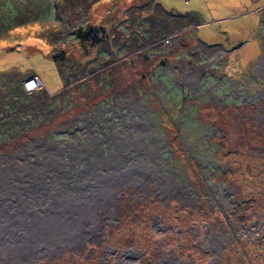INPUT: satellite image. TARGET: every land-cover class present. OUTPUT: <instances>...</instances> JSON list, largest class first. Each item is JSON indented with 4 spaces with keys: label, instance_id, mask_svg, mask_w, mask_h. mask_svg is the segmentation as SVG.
<instances>
[{
    "label": "rangeland",
    "instance_id": "1",
    "mask_svg": "<svg viewBox=\"0 0 264 264\" xmlns=\"http://www.w3.org/2000/svg\"><path fill=\"white\" fill-rule=\"evenodd\" d=\"M7 1L0 0V70L34 72L42 83L33 88L39 94L25 97L21 111L23 128H35L0 154L3 264H13L15 248L23 264H92L101 258L99 264H117L107 251L130 248L124 244L133 236L138 238L137 247L131 246L136 258L127 263L264 264V217L258 216L249 231L245 228L250 226L230 220L234 203L239 215L246 214L245 221L251 219L252 200L254 210H264V0H156L176 13L197 9L205 16L196 25L188 16L173 15L188 24L159 39L149 37L144 30L149 21H141L159 13L155 0H92L81 5L91 7L89 15L77 1L56 0L55 13L67 9L70 25L77 20L92 27L107 24L116 32L108 47L89 50L81 49L73 35L62 36L65 43L59 41L58 47L71 56V86L44 39V33L48 40L55 37L53 20L6 30L10 23L1 24L11 16L5 17L2 7ZM11 9L8 5L7 11ZM77 74L86 77L76 80ZM138 126L155 143V159L167 160L169 176L187 174L202 185L200 203L180 190L181 206L189 202L200 210L209 192L214 198L205 204L208 213H195L189 221V204L176 209L174 199L171 208L164 206L170 195L168 178H162L157 194L163 204L146 201L141 183L138 189L131 186L133 178H147L146 167L143 162L139 169L128 167L127 138L119 133ZM111 132L117 135L111 137ZM152 183L147 187L151 195ZM124 188L128 195L121 199ZM110 200L120 213L101 224ZM216 204L231 213L228 221L223 218V257L212 251L217 246L213 236L205 243L211 251L199 257L195 250L198 257H190L184 251H193L188 244L192 241L194 247L196 238L187 234V226L194 220L213 221L219 212L210 208ZM148 208H160L165 230L151 228ZM179 226L186 231L178 240Z\"/></svg>",
    "mask_w": 264,
    "mask_h": 264
},
{
    "label": "trees",
    "instance_id": "2",
    "mask_svg": "<svg viewBox=\"0 0 264 264\" xmlns=\"http://www.w3.org/2000/svg\"><path fill=\"white\" fill-rule=\"evenodd\" d=\"M55 1L56 0H10V3L7 1L2 5V7L5 6V17L9 14H11V16L7 19L4 18L1 25L6 27L5 24L10 23L9 26L6 27V30L10 31L23 25L33 23L44 24L46 22V18L52 19L53 22H51V29L52 34H54L55 37H51L50 35V40H48L44 33V39H46L47 43L53 46V49L55 50V52L52 53V59L55 61L62 77L65 76L63 79L66 82V86H71L73 80H75V76L72 74L73 68L69 67L68 63L72 59L71 56L66 54V50L62 46L58 47L62 36L66 34L73 35L74 41L77 42L81 49L85 48L86 50H89L94 47L99 49H102V47H108L110 34L112 33L115 36L116 32L109 31L107 28L109 26L107 24L92 27L87 24L84 25L82 21L77 20L76 23L74 22L70 25L71 18L69 11L67 9L64 11L57 9L56 14V5L54 4ZM75 1L80 4L82 13L87 11V14H90L91 7L81 5L83 3L88 4L92 0H71L70 4H73ZM152 1L154 2V0ZM153 2L151 4H153ZM94 4L95 3L92 5ZM8 5H12V9L9 12L7 11ZM135 5L138 7V4ZM158 8L159 13L155 14V16L151 13L141 19L142 23H145L146 19L149 21L147 26L149 29L146 30V25L141 26V28L144 27L145 29H143L150 34L149 37L155 36V39H159L167 34L173 33L174 31L183 29L184 26L188 24L183 23V19L176 20V17L173 16L181 15L183 18H186L185 14L168 10L160 2L155 0V12L158 11ZM52 14L56 15H54L53 18H50L52 17ZM20 15H22L25 19L20 20L18 17L15 18V16ZM138 17L139 15L137 18ZM45 25L50 26V23H46ZM43 29H45L44 26ZM64 43V40L60 42V44ZM62 63L66 66L64 67ZM77 71L78 70H76V73ZM29 73L33 74L29 76ZM33 75L34 72H24L17 67H13L7 71L0 70V154L12 145L18 144L22 137H25L33 128H35L33 127L26 131L23 128L25 123L21 116L25 97L31 94L34 96L35 93L38 92H34L33 89L28 90L25 86V81L30 77H33ZM81 77L86 76H80V74H77L76 80ZM42 97L43 95L39 98Z\"/></svg>",
    "mask_w": 264,
    "mask_h": 264
},
{
    "label": "flooded vegetation",
    "instance_id": "3",
    "mask_svg": "<svg viewBox=\"0 0 264 264\" xmlns=\"http://www.w3.org/2000/svg\"><path fill=\"white\" fill-rule=\"evenodd\" d=\"M191 21L195 22L194 20L191 19ZM134 111H131L128 115L130 117L131 114H133ZM129 125H131L130 123H127ZM135 131V132H133ZM130 133V134H129ZM124 134H129V136H125ZM117 134H114L113 132L110 133V136H114ZM119 135L121 136V138L125 139L127 138L126 142L124 143V148L126 149V154L129 156L128 157V161H129V166L131 168H137L139 169L140 162H143L142 167H146V171H145V175L147 178H133L132 180L134 181L133 183H131V186H133L134 188L139 187V184L141 183V187H144L142 189H144L145 191H143V196L147 197L146 201H148L149 199H155L156 202L160 201L161 204H163L164 202V206L166 207H172V203L173 200H176L177 206H175L176 209H181L185 206H189L191 210L186 211L187 214V219L190 221L193 217V215L196 213L197 215H201L202 213H208L209 209H207V206L205 205L207 202L209 203L214 197H210V193L208 192V197L211 198L209 199L208 197H206V192H205V197L206 199L202 200L201 203V207L200 210L196 209L195 207H193L192 203L186 202L185 206H181L180 203L182 202H178V192L180 190H182V193L184 195H191L192 197H196L199 200L200 203V198H201V194L203 191H201V189L203 188L202 185L200 187H198V185L196 184V182H194V180H192V178L188 177V175H185V178H183V176L178 175V176H169L167 174V160L165 162H158L155 157H156V153H155V143L151 142L152 139L150 138V136H148L146 134V132L144 131V127H133L131 128L129 131H126L124 133H119ZM102 146V145H100ZM102 149V148H100ZM103 150V149H102ZM157 161V162H155ZM181 177L184 180V183H179L178 178ZM163 178H168V180H170V182H166L167 184V188L170 190V195L169 198H167L166 200L163 199L158 196L157 194L159 193V187H160V183L161 180ZM204 180H206L207 182H209L208 178L211 179L212 175H209L208 178L207 177H203ZM153 180V188L155 189V193H153V195H151L150 190H147V187L149 186V181ZM172 182V185H171ZM177 184V185H176ZM178 186V188H177ZM173 188V190H171V188ZM126 188V187H125ZM125 188L123 189V191L121 192V199H123L126 195H128V193L125 190ZM217 190H218V186H217ZM237 193L241 194L240 190L238 187H236ZM219 191V190H218ZM216 192V196L217 197V192ZM131 193H133V196H137L138 193L137 191L133 190ZM196 193V194H194ZM152 196V197H150ZM150 197V198H149ZM246 199V200H245ZM111 201V200H110ZM243 201H248L247 198L243 197ZM124 202L122 201V204ZM189 204V205H187ZM244 204V203H243ZM204 206V207H203ZM143 205L140 207V212L141 214H143ZM246 208V206H243V208ZM255 207V203L254 200H252V206L251 209L249 210V217L251 216V219L246 220V214L243 215H239V205L237 203H234L233 209L231 210L232 216L234 214L233 217L230 218V220H235L236 223H238V225H246V226H250V227H246V231H249V228H253L254 226H256L257 222L255 223V219H257L258 216H263L264 217V210H260V211H256L254 210ZM107 209L109 210L108 214L105 215V217L103 218V221H101V224L104 222L110 223V221L113 219H116V216L120 213L117 212L116 209V204L115 201L113 203V201H111L110 204L107 205ZM122 205H121V210H122ZM152 213H151V228L155 229V226L158 227V230H165V226L161 225V212L159 211L160 208H155V210H152L151 208H148ZM196 212H195V211ZM218 210L219 214L218 216L215 217V219L211 222L208 221H203L202 223H198L197 221H193L195 222V224H193L192 222H190V225L187 226V234L195 237V244L193 247V243L192 241H190V243L188 244V246L190 248L193 249V251H191L190 249H188V252L185 250V253H188V255L190 257H198L199 255L204 257V253L211 251L212 249L207 248V246H205V243H209L210 238L213 236L214 239H216L217 241V246L215 249H213L212 251L218 256V257H223V248H224V244H223V229H224V225H223V218L224 220L228 221V217L231 216V213L228 212L223 206L222 208L220 207V204H216L215 208H210V211H215ZM225 210V211H224ZM127 212V211H125ZM260 213V214H259ZM238 215V216H236ZM115 223H117L115 221ZM228 225V224H227ZM230 226V224H229ZM245 227V226H244ZM262 227V231L264 232V223L261 224ZM171 231L175 229L174 225H169L168 227ZM177 228V236L178 240L180 239V235H184V231L186 227L180 226L176 227ZM152 229V230H153ZM169 231V232H171ZM159 233V232H158ZM100 235V233H99ZM133 236V235H132ZM133 238H131L132 240H128L129 242L127 243V240H125V244L124 246H128L130 248H126L125 250H119L117 248H113V250H109L107 251V253L110 255L111 258H116V263L117 264H132V263H127V261H133L135 260L136 256H135V251L131 248L132 245L136 246V239H138L136 236H133ZM252 240V239H250ZM253 241V240H252ZM178 244H180L178 242ZM137 247V246H136ZM227 247V246H226ZM195 250H198V256L195 255ZM162 257H166V260L170 258H173L177 261H180L179 258H175V256L171 255H162ZM200 257V256H199ZM195 258V259H196ZM102 259V258H101ZM99 260L98 262H93L92 264H99V262H101L102 260ZM132 259V260H130ZM90 260V258H89ZM57 263V262H56ZM58 264V263H57ZM135 264V263H134Z\"/></svg>",
    "mask_w": 264,
    "mask_h": 264
},
{
    "label": "water",
    "instance_id": "4",
    "mask_svg": "<svg viewBox=\"0 0 264 264\" xmlns=\"http://www.w3.org/2000/svg\"><path fill=\"white\" fill-rule=\"evenodd\" d=\"M184 14L188 16L190 19L194 20L196 25H199L205 22V16L203 15L202 12H200L197 9L187 10L186 12H184ZM32 78L34 77H30L29 79H32Z\"/></svg>",
    "mask_w": 264,
    "mask_h": 264
},
{
    "label": "bare ground",
    "instance_id": "5",
    "mask_svg": "<svg viewBox=\"0 0 264 264\" xmlns=\"http://www.w3.org/2000/svg\"><path fill=\"white\" fill-rule=\"evenodd\" d=\"M39 79V78H38ZM112 187V186H111ZM91 193V192H90ZM87 196H88V194H86ZM90 195V194H89ZM18 202V201H17ZM91 209V208H90ZM93 216V215H92ZM7 219V218H6ZM35 219V218H34ZM42 221V220H41ZM95 223V222H94ZM10 224V223H9ZM24 227V226H23ZM4 228V227H3ZM43 237V236H42ZM26 240V239H25ZM65 241V240H64ZM60 242H61V240H60ZM51 243V242H50ZM2 247V246H1ZM3 248H5V247H3ZM55 249V248H54ZM12 251H14V252H17V254L15 255V256H13V257H11L12 259H13V264H23L24 262H23V260H21V259H19L20 257H19V251L18 250H16V248L15 249H13ZM11 251V252H12ZM5 253V252H4ZM9 254V253H8ZM10 255V254H9ZM33 257H34V255L31 257L32 259H33ZM25 260V259H24ZM0 264H3V258L2 257H0Z\"/></svg>",
    "mask_w": 264,
    "mask_h": 264
},
{
    "label": "built area",
    "instance_id": "6",
    "mask_svg": "<svg viewBox=\"0 0 264 264\" xmlns=\"http://www.w3.org/2000/svg\"><path fill=\"white\" fill-rule=\"evenodd\" d=\"M38 84H41L40 80L37 77H34L32 79H29L25 82V86L28 90H32L35 88Z\"/></svg>",
    "mask_w": 264,
    "mask_h": 264
},
{
    "label": "crops",
    "instance_id": "7",
    "mask_svg": "<svg viewBox=\"0 0 264 264\" xmlns=\"http://www.w3.org/2000/svg\"><path fill=\"white\" fill-rule=\"evenodd\" d=\"M201 42H204V43H206V44H209L208 42H205V41H204V39H203V40H201Z\"/></svg>",
    "mask_w": 264,
    "mask_h": 264
},
{
    "label": "clouds",
    "instance_id": "8",
    "mask_svg": "<svg viewBox=\"0 0 264 264\" xmlns=\"http://www.w3.org/2000/svg\"><path fill=\"white\" fill-rule=\"evenodd\" d=\"M27 80H28V79H27ZM27 80H26V81H27ZM26 81H25V82H26Z\"/></svg>",
    "mask_w": 264,
    "mask_h": 264
}]
</instances>
